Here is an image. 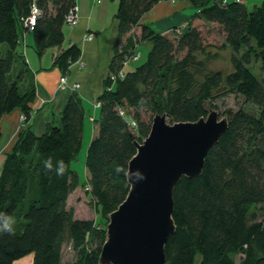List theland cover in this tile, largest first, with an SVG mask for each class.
Listing matches in <instances>:
<instances>
[{
	"label": "trees",
	"instance_id": "16d2710c",
	"mask_svg": "<svg viewBox=\"0 0 264 264\" xmlns=\"http://www.w3.org/2000/svg\"><path fill=\"white\" fill-rule=\"evenodd\" d=\"M118 1L114 53L86 157L89 194L100 216L78 219L67 202L80 184L72 162L82 147L83 100L71 91L59 123L49 122L37 135L28 124L35 72L23 49L30 30L35 53L50 50L53 66L68 79L81 57L78 44L65 47L64 26L74 25L67 16L77 0H0V139L4 115L20 110L24 117L0 172V226L9 217L15 221L13 232H0V264L28 255L33 264H62L64 244L74 252L69 264H100L108 216L129 192V162L153 118L168 114L170 123L194 122L231 95L238 108L226 110L228 129L209 150L202 173L182 177L174 189L167 264H264V1L249 11L240 0H187L193 9L188 28L168 32L142 19L171 0ZM196 19L219 25L232 70L209 69L217 53L209 50L214 46L206 44ZM143 43L149 44L145 61L138 50ZM130 64L135 66L128 69ZM60 160L68 166L63 176L55 174L64 167Z\"/></svg>",
	"mask_w": 264,
	"mask_h": 264
},
{
	"label": "water",
	"instance_id": "95a60500",
	"mask_svg": "<svg viewBox=\"0 0 264 264\" xmlns=\"http://www.w3.org/2000/svg\"><path fill=\"white\" fill-rule=\"evenodd\" d=\"M168 117L156 115L147 138L136 143L126 175L129 192L108 216L100 264H167L174 189L182 177L202 173L209 150L229 125L214 109L194 122L169 123Z\"/></svg>",
	"mask_w": 264,
	"mask_h": 264
},
{
	"label": "crops",
	"instance_id": "0c3cea01",
	"mask_svg": "<svg viewBox=\"0 0 264 264\" xmlns=\"http://www.w3.org/2000/svg\"><path fill=\"white\" fill-rule=\"evenodd\" d=\"M247 2L243 0L244 4ZM97 4L95 1L92 5V0H77L78 21L72 25L73 27L68 33V40L65 34V41L68 44L76 43L81 48L80 59L70 66L68 80L69 82H77L79 84L77 91L83 100L86 118L89 116V120L91 121H96L95 116L99 108L97 106V97L104 90V81L108 75L109 64L114 53L113 48L118 33V22L114 17L112 25L110 24L112 29L108 25L105 27L99 26L98 23L95 24L92 20V14H96L97 12ZM183 8H190L193 11L187 0H177L176 3H172L171 1L159 3L151 12L143 17L142 22L150 23L158 31L166 32L160 27H179L181 23L190 18L189 13L182 15L184 17L178 14V12L181 14ZM114 22L115 24L113 25ZM156 22L158 25L160 22V26L155 25ZM108 28L110 29L109 35L107 34ZM29 31L27 30L23 37L27 45L24 53L30 67L35 72L37 92L35 100L31 105L32 117L28 124L32 125L33 131L37 135H41L45 132L49 122L57 121L59 123L60 114L71 94V90L59 87L62 72L58 67L53 66L51 51L50 56L47 57L49 50L43 56H38L37 53L28 50V45L33 43L32 38L29 36L31 34ZM90 35L93 36L91 40L87 39ZM106 41H109V44L104 47L103 43ZM146 45L149 44L146 43ZM92 104L93 111H91ZM22 116L20 110H15L10 114L4 115L1 119L0 172L6 154L11 150L17 139L20 125H24ZM97 127L98 125H94L90 129L85 126L83 137L88 132V140L90 137L92 139L97 131ZM26 258L27 261L24 258L20 259L19 264H33V255H28Z\"/></svg>",
	"mask_w": 264,
	"mask_h": 264
},
{
	"label": "rangeland",
	"instance_id": "374dc122",
	"mask_svg": "<svg viewBox=\"0 0 264 264\" xmlns=\"http://www.w3.org/2000/svg\"><path fill=\"white\" fill-rule=\"evenodd\" d=\"M95 1L98 3L97 9H96L97 12H96V14H94V13L92 14V20L95 22V24L98 23L99 26L105 27L106 25H108V27H110V24L112 25V22L114 20L113 15L117 10L119 1L118 0H95ZM95 1L92 0V5ZM234 1L235 0H229L228 2H234ZM245 1H248L245 4L247 9L249 11H252L255 8V6L261 5L264 0H245ZM171 2L176 3L177 0H171ZM241 2H243V0ZM186 13L187 14L189 13V17L191 18L193 11L190 8H188V9L183 8V10L181 11V14L178 12V14L181 16L186 14ZM182 17H184V16H182ZM190 18L187 21L181 23V25H179V27L181 28V31H184L188 28L189 23H190ZM192 22L194 25H197V27L201 30L203 37H204L205 41L207 42L206 44L209 46H214V47H210L209 50L214 52V53H217V56H216L217 58L210 61L209 69H211V70H222L225 72L232 70L231 63H230V60H231L230 59V57H231L230 49H228V47H223V41L225 38V34L221 31L219 25H215V26H212L210 28L209 26H207L203 22V20L196 19ZM114 24H115V22L113 23V25ZM155 25L160 26V22H159V25L157 24V22ZM72 27L73 26L69 25V24L64 26V32L67 35V40H68V33L70 32ZM110 28L112 29V27H110ZM160 28L164 29L166 32H168L173 27L161 26ZM109 30L110 29L108 28V33H107L108 35L110 33ZM29 33H31V31H29ZM29 36H30V38H32V34H29ZM108 44H109V41H106L103 43V46L106 47ZM67 45H69V44L66 41L65 47ZM26 47H27V45L25 43V48L23 46V49L25 50ZM28 50L30 52L31 51L35 52L31 43H30V45H28ZM138 50H139V52H141L142 61L143 60L145 61V59L147 57L148 45H145V43L140 44L138 46ZM49 56H50V50L47 53V57H49ZM134 66H135V64H130L128 69L133 68ZM88 105H90V104L88 103ZM97 105H98V103H97ZM216 105L218 108H216L214 110L218 111L219 117L220 118H227L226 110L238 108V100L231 95L225 99L218 100ZM92 107H93V104L91 106V111H93ZM89 109H90V107H89ZM98 116H99V108L97 109V113H96L95 118L98 119ZM21 118H22V120L24 119L23 116ZM86 120L84 123V128L86 126V128L91 129L94 125H98V123L96 121L89 120V116H87ZM167 121L170 123L169 117H168ZM21 127L22 126L20 125L19 130ZM87 133L88 132H86V134L83 137L82 147H81L79 153L77 154L76 159L72 162V169L78 173L80 184L75 189V191L70 195L67 204L69 207H72L74 209L75 218H78V219H90V218L99 219L100 212L96 211V209H95V206H94L92 199H91V196L89 194L90 193L89 185L87 184V179H88L89 174H88L87 167H86V157H87V150H88L89 144L91 142V137L88 140V134ZM25 258L26 257H24V260L27 261V258L26 259ZM73 258H74V252L71 248V244H64L63 255H62V264H69V262ZM20 261L21 260H17L14 262V264H19ZM28 262H29V260H28Z\"/></svg>",
	"mask_w": 264,
	"mask_h": 264
},
{
	"label": "built area",
	"instance_id": "2783aa9c",
	"mask_svg": "<svg viewBox=\"0 0 264 264\" xmlns=\"http://www.w3.org/2000/svg\"><path fill=\"white\" fill-rule=\"evenodd\" d=\"M76 11H77V7L73 10V11H70L68 16H67V22L71 23V24H75L77 23V20H78V17H77V14H76ZM38 13V11L35 9L33 11V16L28 19L26 25L30 28L33 24H34V21H35V15ZM93 38L92 35L88 36L87 39L91 40ZM59 87L61 89H65V88H68L69 90L73 91V90H76L78 89L79 87V84L77 82H69V80L62 76L60 78V81H59ZM123 113V112H121ZM132 125H134L135 123L134 122H131Z\"/></svg>",
	"mask_w": 264,
	"mask_h": 264
},
{
	"label": "clouds",
	"instance_id": "9594fccd",
	"mask_svg": "<svg viewBox=\"0 0 264 264\" xmlns=\"http://www.w3.org/2000/svg\"><path fill=\"white\" fill-rule=\"evenodd\" d=\"M49 161H51V159H48V160H46L44 162V168H45L46 173L50 172V169L52 167V164H50ZM57 164H63L64 167H62V168L57 167L56 171H55V174L57 176H63L67 172L68 166L64 163L63 160L57 161ZM118 171H119V169H118ZM9 219H10L11 222L6 227L5 226H0V232H9V233H11V232L14 231L13 224L15 223V221L11 217H9Z\"/></svg>",
	"mask_w": 264,
	"mask_h": 264
}]
</instances>
